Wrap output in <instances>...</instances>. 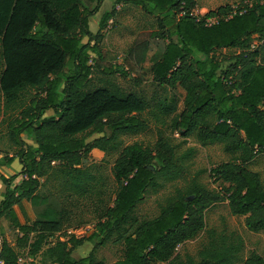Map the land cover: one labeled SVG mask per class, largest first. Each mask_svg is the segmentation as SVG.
<instances>
[{"label":"trees","instance_id":"obj_1","mask_svg":"<svg viewBox=\"0 0 264 264\" xmlns=\"http://www.w3.org/2000/svg\"><path fill=\"white\" fill-rule=\"evenodd\" d=\"M103 2L0 0V98L16 147L0 166L16 158L22 166L11 176L0 173L6 185L0 222L19 231L15 245L1 239L0 264H20L22 251L30 259L25 264H37L38 256L44 264H106L97 258V246L87 256L73 255L98 237L101 245H123L114 264H236L244 242L235 233L211 230L199 259L177 250L207 229V209L223 201L232 215L245 216L250 231L264 232V183L249 167L264 153V0H242L204 15L195 12L197 0H127L156 20L154 29L138 36L134 58L141 63L154 50L153 81L186 92L180 112L174 103L151 104L125 91L111 79L116 72L129 75L121 66L106 68L102 84L94 82L92 55L102 57V31L115 13H104L94 33L90 18ZM222 49L234 51L221 58L216 51ZM48 110L54 114L46 115ZM146 112L158 122L170 119L172 131L185 140L194 136L204 146L223 145L231 160L210 174L222 193L194 180L176 187L157 216L137 215L147 193L184 176L193 153L179 155L162 133L154 146L124 145L122 136L147 130ZM97 133L103 135L88 140ZM94 151L118 152L113 195L100 170L85 166ZM24 201L37 208L32 221ZM86 203L93 204L96 232L68 234L71 209ZM58 232L67 238L53 241ZM243 264H264V258L253 251Z\"/></svg>","mask_w":264,"mask_h":264},{"label":"rangeland","instance_id":"obj_2","mask_svg":"<svg viewBox=\"0 0 264 264\" xmlns=\"http://www.w3.org/2000/svg\"><path fill=\"white\" fill-rule=\"evenodd\" d=\"M198 5L195 10L196 14H206L210 10H215L223 5L238 6L242 0H197ZM114 16L108 22L106 28L102 31L104 39L101 44L102 57L92 55L95 59L92 61L94 66V82L102 84L101 79L105 78L103 71L111 66H121L129 72L128 76H122L116 72L112 76V80L121 86L127 92H137L144 95L151 104L157 101H166L167 103H174L177 105V112L182 111L184 108L185 90L182 87L171 89L166 86H160L153 81L151 72L152 55L154 50L149 49L143 62L137 63L134 58V47L137 42L138 36L156 27V20L153 15L147 14L144 10L135 6L127 0H104L100 11L90 18V28L94 33L99 31V22L102 15L106 12L113 11ZM212 22V20H210ZM234 49H222L216 51V55L223 58L233 53ZM100 64V65H99ZM71 64H69L70 66ZM2 64L0 62V75ZM154 109V108H153ZM4 104L0 98V157L9 158L16 154V147L11 144L8 138L7 121L8 115L4 113ZM54 114L53 110H48L46 115ZM12 115H14L12 113ZM148 122V128L144 132L136 135L122 136L124 145L132 144L135 142L143 143L146 146H154L157 142L160 133L168 137L172 144L177 147L179 155H185L190 151L193 152L192 156L186 160L184 176L177 182L169 183L158 192L147 193L144 200L138 205L137 215L140 218H153L160 212V204L164 202L166 197L170 196L176 187H188L194 180H198L204 184L208 189L217 192H223L220 184L210 175L211 169L216 165L231 160V155L226 153L223 145H202L196 137L192 136L188 139H183L179 133L173 132L170 127V119L166 123L158 122L153 113L146 112L143 115ZM108 134L110 132H107ZM103 134L87 135L88 140H92ZM22 137L28 141L25 134ZM118 157L116 153H103L94 151L92 156L85 160V166H95L100 170V173L107 180V187L113 195L114 183L112 175V166L115 159ZM18 158L13 161L12 169L16 171L19 166ZM249 167L261 174L264 183V153L259 154L256 159L250 163ZM14 174V173H12ZM108 195V196H109ZM114 197V196H113ZM27 213L30 221L36 218L37 208L30 202H27ZM72 216L68 229H78L79 237H90L96 232V219L93 217V204L86 203L80 204L71 209ZM6 222L5 231L2 234L8 235L11 244L15 245L16 239L19 235L13 227ZM206 224L207 229L193 240H189L178 247L177 253L182 256L191 255L199 259V250L210 240L212 237L211 230H215L217 234L226 232L230 235L235 233L242 237L244 245L240 254V260L236 264H243V260L249 257L251 252L256 251L264 258V232H252L245 224V216H234L230 213L228 201H223L213 204L206 211ZM216 234V235H217ZM59 238H67L62 233L59 236H54L53 241ZM101 237L95 238L92 241H86L84 245L77 248L73 255L75 257H83L90 254L96 247V256L98 259H103L106 264H114L119 259L123 252V245L114 244L112 240H108L104 245H101ZM30 259L27 258L24 251L21 252V264H25ZM37 264H44L41 256L36 258Z\"/></svg>","mask_w":264,"mask_h":264},{"label":"crops","instance_id":"obj_3","mask_svg":"<svg viewBox=\"0 0 264 264\" xmlns=\"http://www.w3.org/2000/svg\"><path fill=\"white\" fill-rule=\"evenodd\" d=\"M7 133H8V131H7ZM28 143H32V140H29L28 139V141H27ZM12 156V155H11ZM0 159H1V157H0ZM12 165H13V162L12 163H9V161L7 162V163H5V164H2L1 166H0V173H2V174H4V175H6V176H11L12 175V173H17V172H20L21 171V165H19L20 167H18L17 168V170L16 171H13V169H12ZM5 191H6V185L3 183V181L0 179V202H1V200H2V198H3V194L5 193ZM28 202V201H27ZM24 206H25V208L27 207V203H26V201H24ZM26 211H27V209H26ZM28 212V211H27ZM5 225H6V222H4L3 220H1V222H0V241H1V239H3V238H6L9 242H10V240H9V238H8V235L7 234H5V237H4V234H2V231L4 232L5 231ZM10 225V224H9ZM15 229V228H14ZM15 231L16 232H18L19 233V231L17 230V229H15ZM11 243V242H10ZM13 245V244H12ZM74 253V252H73ZM75 257V256H74ZM77 258H79V257H77ZM36 262H37V260H36Z\"/></svg>","mask_w":264,"mask_h":264},{"label":"built area","instance_id":"obj_4","mask_svg":"<svg viewBox=\"0 0 264 264\" xmlns=\"http://www.w3.org/2000/svg\"><path fill=\"white\" fill-rule=\"evenodd\" d=\"M233 7H236V6H233ZM212 21H215V20H212ZM79 231H81V230H78V229H68L67 230V233L70 234V235L71 234H75L76 236H79V233H80ZM55 235L56 236H59V235H61V232H58ZM20 264H21V259H20Z\"/></svg>","mask_w":264,"mask_h":264},{"label":"water","instance_id":"obj_5","mask_svg":"<svg viewBox=\"0 0 264 264\" xmlns=\"http://www.w3.org/2000/svg\"><path fill=\"white\" fill-rule=\"evenodd\" d=\"M150 168H154L153 166H151ZM193 196L189 197L190 199L192 198Z\"/></svg>","mask_w":264,"mask_h":264}]
</instances>
